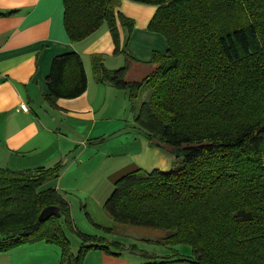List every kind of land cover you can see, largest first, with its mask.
<instances>
[{"label":"trees","instance_id":"16d2710c","mask_svg":"<svg viewBox=\"0 0 264 264\" xmlns=\"http://www.w3.org/2000/svg\"><path fill=\"white\" fill-rule=\"evenodd\" d=\"M132 1L158 5L148 29L166 37L167 51L153 52L152 71L138 81L128 79L129 63L111 69L101 55L92 57L93 73L98 83L128 91L137 126L175 161L168 171L138 168L122 175L104 211L116 224L169 231L149 241L188 244L198 264H264V0ZM120 4L64 0L71 41L106 22L120 52L119 23L130 34L135 25L118 11ZM87 86L80 54L64 53L52 62L45 99L56 105ZM147 88L148 98L135 108ZM62 168V162L0 167V253L44 240L60 247L59 264H84L89 250L119 256L126 249L119 240L77 229L68 200L53 184ZM48 206L59 214L41 220ZM73 236L81 240L77 253ZM139 251L145 260L155 258Z\"/></svg>","mask_w":264,"mask_h":264},{"label":"crops","instance_id":"0c3cea01","mask_svg":"<svg viewBox=\"0 0 264 264\" xmlns=\"http://www.w3.org/2000/svg\"><path fill=\"white\" fill-rule=\"evenodd\" d=\"M157 9L121 0L118 11L134 18L135 25L130 34L119 23L121 51L116 53L106 22L88 37L71 41L64 25V0H0V167L49 168L62 162L53 184L68 200L77 229L109 240L110 233L92 221L112 231L117 228L104 211L115 181L138 168L168 171L175 159L151 145L137 126L127 90L96 81L92 57L101 55L111 69L129 63L128 79H143L153 69V52L168 49L166 37L148 29ZM68 52L82 57L88 86L80 96L59 98L52 105L45 99L47 76L54 58ZM85 210L88 215L82 214ZM123 243L126 249L119 256L89 250L84 264L146 262L137 254L139 246L131 254L129 244ZM60 258L59 246L40 240L0 253V264H59Z\"/></svg>","mask_w":264,"mask_h":264},{"label":"rangeland","instance_id":"374dc122","mask_svg":"<svg viewBox=\"0 0 264 264\" xmlns=\"http://www.w3.org/2000/svg\"><path fill=\"white\" fill-rule=\"evenodd\" d=\"M143 78V77H142ZM150 94V89H146L143 91L140 96L136 99V107L138 108V105L145 101ZM134 103V102H133ZM132 110V108H131ZM134 114V111L132 110V115ZM130 121L133 120V117L131 116ZM110 143V142H109ZM109 143H105L106 147L109 145ZM111 145V144H110ZM110 149L109 147H107ZM77 207H74V211L77 213ZM82 214L86 215L87 211L85 210ZM94 225L95 223L92 222ZM117 228L114 231L106 232L104 229L97 227L98 229L104 231L105 233L109 234L112 240H122L126 244H137L139 246L140 250H145L148 253L154 255V259L152 262L150 260H145L146 262L141 264H154L155 261L157 264H160V262H165L164 264H198L196 262H193V249L188 244H176V245H166L163 243L158 242H151L150 240H161V238L169 231L157 229V228H151V227H144V226H134V225H128V224H116ZM73 244L72 249L73 252L76 253L79 248L78 240L79 238L77 236H73ZM52 244V243H51ZM132 254V250L128 249ZM135 252V251H134ZM139 257L140 251L138 250ZM131 259H138L137 257H134L133 255H130ZM143 259V258H142ZM139 260V259H138Z\"/></svg>","mask_w":264,"mask_h":264},{"label":"water","instance_id":"95a60500","mask_svg":"<svg viewBox=\"0 0 264 264\" xmlns=\"http://www.w3.org/2000/svg\"><path fill=\"white\" fill-rule=\"evenodd\" d=\"M57 213L59 214V209L56 206H48L46 208H44V210L42 211L41 215H40V219L41 220H45L47 219L51 214Z\"/></svg>","mask_w":264,"mask_h":264},{"label":"built area","instance_id":"2783aa9c","mask_svg":"<svg viewBox=\"0 0 264 264\" xmlns=\"http://www.w3.org/2000/svg\"><path fill=\"white\" fill-rule=\"evenodd\" d=\"M22 108L23 109H27V105L26 104H22Z\"/></svg>","mask_w":264,"mask_h":264}]
</instances>
